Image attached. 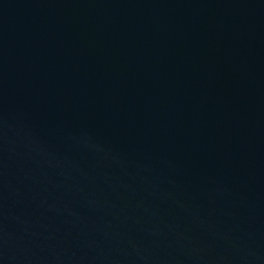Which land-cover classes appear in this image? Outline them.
<instances>
[{"label": "water", "instance_id": "obj_1", "mask_svg": "<svg viewBox=\"0 0 264 264\" xmlns=\"http://www.w3.org/2000/svg\"><path fill=\"white\" fill-rule=\"evenodd\" d=\"M0 264H264V0H0Z\"/></svg>", "mask_w": 264, "mask_h": 264}]
</instances>
